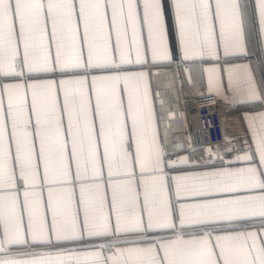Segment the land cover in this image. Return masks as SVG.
<instances>
[{"label":"snow or ice","instance_id":"6c2138e0","mask_svg":"<svg viewBox=\"0 0 264 264\" xmlns=\"http://www.w3.org/2000/svg\"><path fill=\"white\" fill-rule=\"evenodd\" d=\"M257 23L264 63V0H0V264H264ZM173 63L239 146L176 135Z\"/></svg>","mask_w":264,"mask_h":264},{"label":"built area","instance_id":"2783aa9c","mask_svg":"<svg viewBox=\"0 0 264 264\" xmlns=\"http://www.w3.org/2000/svg\"><path fill=\"white\" fill-rule=\"evenodd\" d=\"M179 107L180 112L186 114L185 135L191 136L194 146L214 145L222 140L223 132L229 137H235L239 146L245 132L240 120L237 115L226 110L215 94L182 97Z\"/></svg>","mask_w":264,"mask_h":264},{"label":"crops","instance_id":"0c3cea01","mask_svg":"<svg viewBox=\"0 0 264 264\" xmlns=\"http://www.w3.org/2000/svg\"><path fill=\"white\" fill-rule=\"evenodd\" d=\"M249 47L254 51L255 55L249 57L248 62L252 65L253 72L257 77L259 86V83L264 81V63H258V60L260 59L258 23L250 37ZM187 67V65H177L173 63L169 67L161 69L162 73H166V76L162 77L161 79V84L165 83L169 78H172L173 73H175V86L174 89L169 93V99L171 101V107L176 112H180L179 100L182 97L199 96L209 93L215 94L214 90L209 89L208 74L203 72L200 66H195L193 68L191 72L192 79H189V73L186 72ZM205 67H207V65H205ZM227 67L228 65L226 64L218 65V69L223 76V83L225 86L227 85ZM218 98L223 103L226 110L229 111V113L238 116L241 123V128L245 131L246 122L241 118V114L250 111V107L239 104L233 105L220 97ZM256 107H258V105ZM181 127L183 130L176 133V135L186 137L185 125H182Z\"/></svg>","mask_w":264,"mask_h":264},{"label":"rangeland","instance_id":"374dc122","mask_svg":"<svg viewBox=\"0 0 264 264\" xmlns=\"http://www.w3.org/2000/svg\"><path fill=\"white\" fill-rule=\"evenodd\" d=\"M180 101V100H179Z\"/></svg>","mask_w":264,"mask_h":264}]
</instances>
